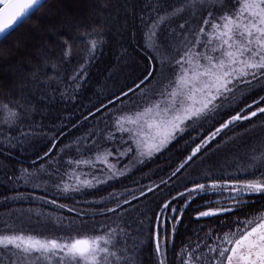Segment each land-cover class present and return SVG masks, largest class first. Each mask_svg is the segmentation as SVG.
<instances>
[{
	"label": "trees",
	"instance_id": "16d2710c",
	"mask_svg": "<svg viewBox=\"0 0 264 264\" xmlns=\"http://www.w3.org/2000/svg\"><path fill=\"white\" fill-rule=\"evenodd\" d=\"M68 1L71 0H46L0 41V101L6 102L7 99H16L19 95L18 89L15 94L6 95L12 93L15 84V79L10 74L12 70H17L16 78L19 83L21 77L31 70L32 65L41 62L45 51L50 59L57 62L62 60V46L55 42L56 37L51 32L46 36L45 30L57 28L65 38H72L76 37L77 32L82 31L85 25H102L106 40L88 65L87 76L78 91L70 92L64 97L57 92L55 99L49 96L43 101L38 99L37 93V96L32 98L36 101L35 111L23 114L15 124L4 123V116L0 113V234L15 231L41 239L66 237L74 235L77 231H90L93 227L99 229L101 224L115 226L113 222L116 221L129 225V245L143 241L138 254L141 264H155L154 242L151 239V233L156 230L155 214H161L163 245L164 217L180 215L178 210L173 213L172 207L179 209L184 204L188 198L185 188H192L194 183H211L210 180L202 178L204 173H211L213 179H228L229 176L250 178L239 171L238 166L246 164L253 150L258 153L264 149V114L257 113L255 117H250L247 106H251V111L264 107V103L259 102L260 98L264 97V85H254L250 90H244L243 95L237 93L230 109H222L219 113L209 114L195 123H189L185 131L178 133L161 151L151 157H144L143 163H138L137 158L131 155L126 158L118 157L113 151L109 161L115 163L117 169L124 174L105 183H96L93 177L105 179L104 165L97 163L95 167L84 164L69 167L67 161L69 158L95 159L92 154L94 149L83 151L81 154L76 151V145L73 143L79 140L81 145L90 146L91 141L85 139L89 136L111 149L119 147L122 151L123 147L127 146H121V140H127L128 137L126 133L122 134L115 129L110 109L105 108L99 114H96V109L112 100L111 109L121 108L123 105V110L128 111L134 108L133 102L140 103L146 98L141 97L135 85L147 74L145 68L150 66L149 57L155 55L145 48L139 19L141 4L147 0H96V9L90 14L91 17L85 18L88 21L82 16L86 4L83 3L82 6L81 0H73L80 3L69 5ZM180 2L181 0H167V3L173 6H178ZM103 5L107 7H102ZM69 6L75 8L73 13L68 10ZM72 15L80 16L81 21L65 20L60 22V25L54 23ZM186 19L187 15L173 19L163 26L162 34L176 28ZM41 35L44 36V41H40V52L34 54L33 49ZM44 42L46 46L43 45ZM72 43L69 57L63 58V63H59L56 70H53L50 64L44 67L46 74L52 75L57 71L69 75L83 63L81 40L77 38ZM17 44H20L21 48L24 46L23 51L27 48V59L20 57L22 50ZM15 57L17 59L12 61ZM151 83L150 81L149 84ZM129 88L133 89V93L128 97H120V101L115 100L121 91L127 92ZM89 112L93 115L89 116ZM237 112L242 116H249V119L234 121L229 128L222 130L214 140L204 145L185 168L175 176L171 175L196 144L219 127V123L229 115H235ZM105 113L109 115L106 116ZM109 133L113 140L105 142L104 137ZM69 144L72 145L71 150L65 149L64 146ZM49 149L53 151L49 152L47 158H43ZM41 164L47 171L39 173L38 178H33L29 183L22 178L17 179L21 176L22 169L33 171V167L40 169ZM57 169L59 171H56ZM49 173L54 174L49 177ZM74 174L79 175L81 179L92 181V186H81L79 191H64L61 178L64 182L75 185V179L71 178ZM58 184L60 187H57ZM149 187L153 189L151 193L147 192ZM141 191L145 193L144 196H140ZM181 192L185 193L183 197L177 195ZM228 195L227 192L215 190L193 193L191 207L185 208L184 222L175 237V251L172 250L171 243L168 245L169 264H177L175 253L189 239L195 242L197 231L203 236L209 229L220 232L231 227L234 230L235 221L238 219L243 220L264 211V196L251 194L243 197L249 201L248 204L236 206L231 213H221L218 217H203L199 221L194 219L196 213L192 209L207 210V201L218 202L213 203L211 207L232 206L231 201L225 199ZM133 197L136 199H132ZM173 197L175 200H172ZM52 200L56 203H50ZM122 200L130 201L129 205L123 206L128 208L129 212L122 221H117L116 215L105 213L104 210L114 207ZM166 201L172 206L165 211L161 206ZM140 220L144 221V225L139 224ZM81 223H85L87 227L80 228ZM167 230L170 237L171 222ZM10 258V254L0 249V264H9Z\"/></svg>",
	"mask_w": 264,
	"mask_h": 264
},
{
	"label": "snow or ice",
	"instance_id": "6c2138e0",
	"mask_svg": "<svg viewBox=\"0 0 264 264\" xmlns=\"http://www.w3.org/2000/svg\"><path fill=\"white\" fill-rule=\"evenodd\" d=\"M0 5V34H3L28 17L34 8L41 5V0H0ZM185 15L188 19L162 34L161 29L165 24ZM139 19L145 48L155 53L149 57L150 66L145 68L147 74L135 85L141 97L146 98L140 103L133 102L134 108L128 111L123 110V105L121 108L111 109L112 100L96 109V114L105 108L110 109L115 129L122 134L126 133L128 137L127 140H121V146H127L122 151L119 147L111 149L89 136L85 139L91 141L90 146L81 145L79 140L73 143L76 151L81 154L94 149L92 154L95 159L69 158L67 161L69 167L81 164L95 167L97 163L104 165L105 179L93 177L96 183H105L124 174L117 169L115 163L109 161L113 151L118 157L126 158L131 155L137 158L138 163H143L144 157H151L161 151L178 133L184 132L189 123H195L209 114L219 113L222 109H230L237 93L243 95L244 90H250L254 85H264V0H181L178 6L168 4L167 0H147L141 4ZM49 32L56 37L55 42L62 46V60L57 62L50 59L45 51L41 62L32 65L20 82L13 85L12 93L6 95L15 94L18 89L17 98L0 101V113L4 116V123H18L23 114L34 112L36 101L32 98L37 93L38 99L43 101L49 96L55 99L57 92L64 97L70 92L78 91L96 51L106 42L102 25H85L72 38H65L57 28H50ZM77 38L83 45L80 49L83 63L69 75L57 71L52 75L46 74L44 67L50 64L56 70L59 63H63V58L69 57L72 41ZM131 93L132 88L127 92L121 91L115 100L120 101V97H128ZM259 102L264 103V97ZM247 107L250 117H255L257 113L264 114V107H257L256 111H251V106ZM92 115L89 112V116ZM105 115L108 116L109 113ZM249 116H242L240 112L229 115L219 123V127L192 148L191 153L171 175L175 176L193 161L202 147L214 140L222 130L229 128L234 121L248 120ZM104 139L105 142H110L113 137L109 133ZM55 143L54 140L53 144ZM64 147L71 150L72 145ZM51 151L53 149L45 152L43 158H47ZM51 164L50 161L49 165ZM238 170L250 178L229 176L228 179H213L211 173H204L202 178L210 180V184L194 183L192 188H185L188 198L184 204L179 209L172 207V212L178 210L180 215L164 217L163 245L161 214H155L156 230L151 233L155 264H169L168 245L171 243L172 250L175 251V237L184 222L185 208L191 207L193 193L211 190L227 192L229 195L225 199L232 203L230 207H211L218 202L207 201V210L192 209L196 213V221L203 217H218L221 213L233 212L236 206L249 203L243 199L246 195L264 196V149L258 153L253 150L249 160L245 165L238 166ZM44 171L47 170L43 164L40 169L33 167V171L25 168L17 179L22 178L29 183ZM53 174L49 173V177ZM71 178L75 179V185H70L61 178L64 191H79L81 186H92V181L81 179L79 175L74 174ZM152 190L149 187L147 192L151 193ZM144 195L141 191L140 196ZM177 195L183 197L185 193ZM50 203L55 204L56 201L52 200ZM129 204V200H122L104 211L116 215L117 221H122L129 212L123 206ZM171 206L166 201L161 208L166 211ZM169 222L170 237L167 230ZM235 223L234 230L231 227L220 232L209 229L203 236L197 231L195 242L189 239L175 253L177 264H264V211L243 220L238 219ZM113 224L115 226L101 224L99 229L93 227L90 231H77L66 237L43 239L9 231L0 234V249L10 254L9 264H141L138 254L143 241L129 245V225L116 221ZM139 224L144 225V221L140 220ZM69 227L71 228V223ZM79 227L86 228L87 225L81 223Z\"/></svg>",
	"mask_w": 264,
	"mask_h": 264
},
{
	"label": "rangeland",
	"instance_id": "374dc122",
	"mask_svg": "<svg viewBox=\"0 0 264 264\" xmlns=\"http://www.w3.org/2000/svg\"><path fill=\"white\" fill-rule=\"evenodd\" d=\"M82 2V6H83V3H85L86 4V8H85V11H84V13L82 14V16H83V18L85 19V18H89V17H91L90 16V14L92 15V12L94 11V9H96V3L98 2V1H96V0H86V1H83V0H81ZM68 3H69V5H74V4H77V3H80V2H74L73 0H71V1H68ZM81 6V7H82ZM97 8H98V6H97ZM75 9V8H74ZM74 9L72 8V7H70L69 6V9L68 10H72L71 11V13H73V11H74ZM86 12H87V14H88V16H85V15H87L86 14ZM65 20H68V21H72V20H77V21H81V17L80 16H70V17H63V20H59V21H57V22H54V23H56V25L57 24H59L60 25V22H63V21H65ZM85 20H87V19H85ZM88 21V20H87ZM47 33H45V35L46 36H48V30H45ZM49 40H50V38H49ZM40 41H44V36L43 35H41V37L39 36V38H38V40L36 41V44H35V49H33V52H34V54H38L39 52H40ZM20 44H17V46H19ZM44 46H46V44H45V42H44V44H43ZM43 47V46H42ZM19 48H21L20 46H19ZM24 50V46L21 48V50ZM27 48H25V51H23L22 50V52H21V54H20V57H22L23 59H25L26 57H28V53L27 52H29L28 50H26ZM30 50V49H29ZM19 57V58H20ZM15 59H17L16 57L14 58V59H12V61H14ZM27 59V58H26ZM9 71V70H8ZM10 74H11V76L15 79V84H18L17 82H18V78H16L17 77V75H18V72H17V70L15 71V70H12L11 72H10ZM12 78V79H13ZM7 87V86H6Z\"/></svg>",
	"mask_w": 264,
	"mask_h": 264
},
{
	"label": "water",
	"instance_id": "95a60500",
	"mask_svg": "<svg viewBox=\"0 0 264 264\" xmlns=\"http://www.w3.org/2000/svg\"><path fill=\"white\" fill-rule=\"evenodd\" d=\"M46 0H41V5L45 2ZM40 5V6H41ZM40 6H37L36 8H34L32 11H31V13L29 14V16L32 14V13H34ZM0 7H2V5H0ZM28 16V17H29ZM28 17H26L25 19H27ZM24 19V20H25ZM23 20V21H24ZM23 21H21L20 23H18L17 25H15L14 26V28H12V29H9L8 30V32H5V33H3V34H0V41L4 38V37H6L11 31H13L16 27H18Z\"/></svg>",
	"mask_w": 264,
	"mask_h": 264
}]
</instances>
